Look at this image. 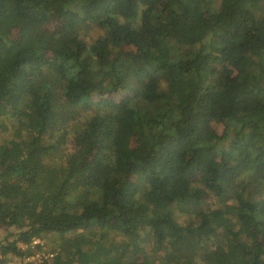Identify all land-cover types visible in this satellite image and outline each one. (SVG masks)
<instances>
[{
	"label": "trees",
	"instance_id": "obj_1",
	"mask_svg": "<svg viewBox=\"0 0 264 264\" xmlns=\"http://www.w3.org/2000/svg\"><path fill=\"white\" fill-rule=\"evenodd\" d=\"M0 147L5 256L264 264V0H0Z\"/></svg>",
	"mask_w": 264,
	"mask_h": 264
},
{
	"label": "built area",
	"instance_id": "obj_2",
	"mask_svg": "<svg viewBox=\"0 0 264 264\" xmlns=\"http://www.w3.org/2000/svg\"><path fill=\"white\" fill-rule=\"evenodd\" d=\"M18 249L23 252L30 251L28 255H24L22 259L27 264H41L43 260H50L55 253L49 252L42 240L39 238H33L30 243H17Z\"/></svg>",
	"mask_w": 264,
	"mask_h": 264
},
{
	"label": "rangeland",
	"instance_id": "obj_3",
	"mask_svg": "<svg viewBox=\"0 0 264 264\" xmlns=\"http://www.w3.org/2000/svg\"><path fill=\"white\" fill-rule=\"evenodd\" d=\"M0 152H1V147H0ZM235 227H237V226H235ZM12 232H14L13 228L10 229L9 231H5L4 228L0 226V242H2V241L5 242L6 236H9L10 234H12ZM55 238L59 239V237L56 235L46 234L39 239L42 240L43 244L45 245L46 249L48 250L50 247H53L56 245ZM8 239L12 240V237L9 236ZM6 257H7L9 264H27L22 259H20L19 257H15V256H11V255H9V256L7 255Z\"/></svg>",
	"mask_w": 264,
	"mask_h": 264
},
{
	"label": "water",
	"instance_id": "obj_4",
	"mask_svg": "<svg viewBox=\"0 0 264 264\" xmlns=\"http://www.w3.org/2000/svg\"><path fill=\"white\" fill-rule=\"evenodd\" d=\"M1 243H0V264H9L7 257L4 255L3 251L1 250Z\"/></svg>",
	"mask_w": 264,
	"mask_h": 264
}]
</instances>
